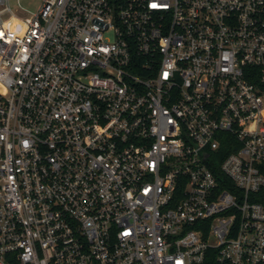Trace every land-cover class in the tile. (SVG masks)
I'll list each match as a JSON object with an SVG mask.
<instances>
[{
  "label": "built area",
  "instance_id": "1",
  "mask_svg": "<svg viewBox=\"0 0 264 264\" xmlns=\"http://www.w3.org/2000/svg\"><path fill=\"white\" fill-rule=\"evenodd\" d=\"M37 1L0 0V264H264V0Z\"/></svg>",
  "mask_w": 264,
  "mask_h": 264
},
{
  "label": "rangeland",
  "instance_id": "2",
  "mask_svg": "<svg viewBox=\"0 0 264 264\" xmlns=\"http://www.w3.org/2000/svg\"><path fill=\"white\" fill-rule=\"evenodd\" d=\"M20 3L25 9L35 12L38 9L39 2L37 0H20ZM18 6V0H12V7L15 9Z\"/></svg>",
  "mask_w": 264,
  "mask_h": 264
},
{
  "label": "trees",
  "instance_id": "3",
  "mask_svg": "<svg viewBox=\"0 0 264 264\" xmlns=\"http://www.w3.org/2000/svg\"><path fill=\"white\" fill-rule=\"evenodd\" d=\"M204 264H215V256L213 255V253H210L207 256V259Z\"/></svg>",
  "mask_w": 264,
  "mask_h": 264
},
{
  "label": "snow or ice",
  "instance_id": "4",
  "mask_svg": "<svg viewBox=\"0 0 264 264\" xmlns=\"http://www.w3.org/2000/svg\"><path fill=\"white\" fill-rule=\"evenodd\" d=\"M156 5H153V7H155ZM0 35H2V34H0Z\"/></svg>",
  "mask_w": 264,
  "mask_h": 264
}]
</instances>
